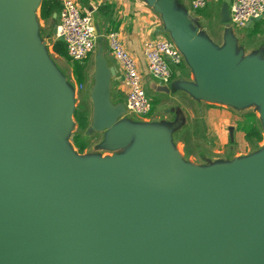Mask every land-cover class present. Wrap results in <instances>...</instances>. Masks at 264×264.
Wrapping results in <instances>:
<instances>
[{
  "label": "water",
  "instance_id": "obj_1",
  "mask_svg": "<svg viewBox=\"0 0 264 264\" xmlns=\"http://www.w3.org/2000/svg\"><path fill=\"white\" fill-rule=\"evenodd\" d=\"M144 1L155 8L159 0ZM231 2L224 0L221 9V23L227 29L232 28ZM31 5L32 0H0V264H53L54 259L58 264H264V239H246L252 225L247 229L246 224H204L211 207L225 194L256 192L264 184V171L257 183L249 185L229 180L217 186L206 180L208 176L229 175L235 167L264 155L229 169L196 170L195 174L180 161H169L176 152L168 132L120 120L129 112L126 106L112 105L113 70L103 65L96 70L90 96L91 131L105 132L104 145L111 149L122 150L130 145L131 149L111 160H81L64 145L65 149L82 165L111 164L133 153L143 130L158 131L164 136L160 149H148L120 175H128L124 180L135 185L138 194L182 197L172 205L158 198L162 203L156 205L112 208L95 202L87 188L67 171L58 145L61 141L64 144V134L73 126L69 93L37 45L34 17L31 31L28 29ZM165 19L173 42L197 77L193 92L199 100L236 108L256 105L264 114V61L237 66L233 44L217 51L197 42V32L186 28L182 16L168 11ZM261 20L251 21L246 28ZM40 54L44 62L41 59L39 63ZM48 71L56 82L51 81ZM149 87L157 93H171L169 86L152 79ZM62 109L66 114L63 124ZM122 135H126V141L115 145ZM230 135L232 138L233 131ZM133 136L136 142L132 143ZM202 179L207 182L204 184ZM186 184L191 189L186 190ZM186 192L190 194L183 196ZM190 207L198 210L181 209Z\"/></svg>",
  "mask_w": 264,
  "mask_h": 264
},
{
  "label": "rangeland",
  "instance_id": "obj_2",
  "mask_svg": "<svg viewBox=\"0 0 264 264\" xmlns=\"http://www.w3.org/2000/svg\"><path fill=\"white\" fill-rule=\"evenodd\" d=\"M210 4L211 2L208 0V7ZM34 24L35 40L38 47L45 55L46 61L50 67L58 76L61 86L69 93V96L67 95L69 115L73 126H70L64 134V145L71 152L72 156H77L81 160H111L117 159V156L127 154L131 149V145L122 150L111 149L104 145L106 142L105 134L100 135L97 131L90 130L93 123L92 98L89 96L88 90H80L79 93H76V89L80 85L77 86L76 81L72 77V69L78 68L79 65L85 67L88 61L75 62L69 57V60H66L62 58L60 59L54 55L53 44L57 41V38L54 36L53 31L55 25L59 23L53 22L52 20L42 22L39 12L34 17ZM255 24L257 25L256 32L252 28ZM221 25L222 24H217V27H220ZM235 30L241 39L254 33L258 36L256 38L257 40L264 41V19L253 23L248 29L245 28L238 30L237 28ZM233 31L234 30L231 29L229 33L233 35ZM211 35L213 36L212 32ZM187 65L189 66V64ZM185 68L186 64L184 63L179 69H181L180 71L185 72ZM173 69L176 70L177 68ZM191 73L194 74L192 68L189 66V77L187 82L189 84H194L191 78ZM169 86L172 92H174L175 86L172 83ZM144 89L151 101V113L146 117H139L130 113L126 117L133 119L135 121V126L163 128L168 132L170 136L169 143L172 146H174L175 142V138L172 137V135L175 134L176 137L180 135V140L186 145L184 148L185 155L182 154V158L179 160L183 165L194 167L198 171L229 169L230 166L240 165L252 158L264 155V117L259 106L249 105L236 108L228 105L211 104L200 99L199 101L202 102H200V106L195 109L192 102L183 99L186 101L184 104L187 105V107L189 106V108L195 110L194 113L190 114L188 118L187 116H184L182 111L173 116L172 114L170 115V111L174 108H178L174 105V103H176L174 97L157 93L149 86H144ZM74 110H78L77 118L79 121V116L84 115L81 119H84V123L88 124L87 130H90L89 134L88 132L86 133V131L79 129L77 121L73 115ZM80 112L82 114H80ZM250 113L255 114L257 117L256 124L262 134V141L260 142L257 141L255 137L249 139L245 138L244 129L242 130L243 132L237 130V125L246 126L245 133L250 130L249 126L252 117H243V115ZM155 116H160L161 119L157 120L153 118ZM143 119H146V121ZM230 131H233L232 138ZM69 133H71L72 136L75 134L81 135V140L88 146L83 154H79L78 149L72 144L73 138L68 137ZM131 142H136V136L132 137Z\"/></svg>",
  "mask_w": 264,
  "mask_h": 264
},
{
  "label": "crops",
  "instance_id": "obj_3",
  "mask_svg": "<svg viewBox=\"0 0 264 264\" xmlns=\"http://www.w3.org/2000/svg\"><path fill=\"white\" fill-rule=\"evenodd\" d=\"M60 1L63 3L64 0ZM74 1L78 3L85 14H92L98 32L96 50L87 59V65L83 67L84 81L82 83L76 81L74 69H72V77L76 81L77 86L80 85L77 87L76 93H79L80 90H88L89 96H91V92L95 85L94 76L96 70L98 66L103 65L107 70H113L112 75L110 74V101L114 107L126 106L128 89L125 86L122 67L110 51L107 35L112 31L120 33L125 47L138 63V69L142 75L145 87L149 86L151 75L144 58L143 43L147 40L159 38L168 39L172 42L174 41L173 33L169 30L165 19V13L168 11L173 16H182L184 21H186V28L191 33L196 31L197 38L204 41L211 48L217 51H224L228 45L233 44L234 58L237 62V66L243 65L249 61H264V41L257 40V34H249L248 37L246 36L241 39L236 33L235 29L237 28L232 26L231 29L234 30L232 35L229 33L231 29H227V27L221 23V9L224 0H210L211 4L209 7L207 5L204 10L197 12L192 10L191 0H159L155 8L150 7L144 0ZM50 20L60 23V12L54 14ZM217 24L222 25L217 27ZM58 25L59 24L55 25L53 31L55 37L57 36ZM252 28L256 32L257 25L255 24ZM211 32L214 37L211 35ZM54 55L59 57L56 54ZM185 64V72L180 71L181 69H174L175 74L172 84L175 86V91L172 92L171 90L169 96L175 98L176 103H174V105L179 109L174 108L170 111V115L172 114L174 116L176 113L179 114V112L182 111L184 116L188 118L195 110L189 108V106L187 107V105L184 104V102H186L185 100L192 102L195 109L200 106V102L202 101H199L193 92V90L197 89V81L193 73H191V78L194 84H189L187 82L189 77V66L187 63ZM153 118L157 120L161 119L160 116H155ZM123 119L126 120V124L131 125L135 122L133 119L127 118L126 116H123L120 120ZM143 120L146 121V119ZM90 130H86V133L88 132L89 134ZM98 134L102 135L105 134V132H98ZM179 136L176 137L175 134L172 135V137L175 138L173 148L175 152L181 148L184 154L186 145L180 140ZM112 140L111 138L108 141L110 145Z\"/></svg>",
  "mask_w": 264,
  "mask_h": 264
},
{
  "label": "bare ground",
  "instance_id": "obj_4",
  "mask_svg": "<svg viewBox=\"0 0 264 264\" xmlns=\"http://www.w3.org/2000/svg\"><path fill=\"white\" fill-rule=\"evenodd\" d=\"M40 2L41 0H32V13L28 18V29H32V18L40 11ZM199 43H204V41L199 38L196 39ZM41 55V54H40ZM37 57V56H36ZM40 58V59H39ZM37 57L38 62L40 63L41 59L44 62V56L41 55ZM42 64L45 66V64ZM50 73V71H48ZM51 81L56 82L50 73ZM56 84V83H55ZM64 99V98H63ZM206 102L211 104H218L215 101L207 100ZM227 106L226 103L222 104ZM65 107V106H64ZM60 108V107H59ZM66 109V107H65ZM61 113L59 112V116ZM264 117V114H262ZM65 119L66 114H64L62 109V122ZM164 139V136L154 130H143L142 136L139 139V143L133 153L127 158L120 160L115 163H100L93 162L88 165H82L74 160V158L67 152L64 144L61 141V144L58 145L59 152L63 161L64 166L67 171L77 180L82 183V186L87 188V193L94 197V201L98 202L100 205H107L112 208H119L121 205H140V204H159L162 201L158 200L161 198L165 204L172 205L175 204L178 197L182 195L166 194V195H151V194H138L135 192V185L126 182L124 180L128 177H122L120 172L129 170L138 160H140L143 154L149 150L160 149V141ZM126 141V135H122L119 140H115L114 144L118 145ZM182 149L176 153H173V158L169 161L173 163H178L182 158ZM117 169V170H114ZM191 173H197L196 168L190 167ZM264 171V156L262 158L256 159L253 162L245 165H240L235 167L231 174H215V176H208L206 180L210 181L214 185H219L220 183L228 182L229 180H237L241 183L246 184H255L261 178V175ZM106 176V177H105ZM105 177V178H104ZM98 178L97 182L91 183V180ZM103 178V179H102ZM102 179V180H101ZM202 179V182L205 184L207 181ZM187 181V179H185ZM151 181H145V183H150ZM188 186L186 190L191 189V186ZM202 186V185H201ZM190 194V192H186ZM183 210H189L196 212L198 208H181ZM205 225L220 224L221 226L232 227L240 224H246L248 226L252 225L250 229L246 231V239L260 241L264 239V184L259 186L256 192H246V191H233L229 194H225L221 200L211 207V210L204 221ZM253 251V250H250ZM55 259L53 260V264ZM55 264H58L56 261Z\"/></svg>",
  "mask_w": 264,
  "mask_h": 264
},
{
  "label": "built area",
  "instance_id": "obj_5",
  "mask_svg": "<svg viewBox=\"0 0 264 264\" xmlns=\"http://www.w3.org/2000/svg\"><path fill=\"white\" fill-rule=\"evenodd\" d=\"M207 5L208 0H191L193 11L204 10ZM230 16L234 28L245 29L251 21L264 19V0H232ZM96 32L92 14H84L74 0L63 1L56 38L64 42L71 60L82 62L95 52L98 40ZM107 39L110 51L124 73V82L128 89L127 110L136 116L146 117L151 113L152 105L144 89L138 63L125 47L119 32H110ZM143 54L151 79L163 86L172 83L173 68L179 69L185 63L184 56L175 43L164 38L145 41Z\"/></svg>",
  "mask_w": 264,
  "mask_h": 264
},
{
  "label": "trees",
  "instance_id": "obj_6",
  "mask_svg": "<svg viewBox=\"0 0 264 264\" xmlns=\"http://www.w3.org/2000/svg\"><path fill=\"white\" fill-rule=\"evenodd\" d=\"M63 9V3L60 0H42L41 3V8H40V19L42 21H48L50 20L54 14L61 12ZM53 52L59 56L62 59L69 60L68 54H67V49L66 45L62 40H57L53 44ZM74 74H75V79L77 82L82 83L84 81V75H83V67L78 66V68H74ZM80 114H82L80 112ZM78 115V110L74 112V117L75 120L77 121L78 127L82 131H86L88 128V124L84 123V119H81L84 117V115H80V121L77 118ZM246 116H251V123H250V130L245 133L246 126L244 125H237V130L239 132H243L242 130L244 129V137L249 139L252 137H255L257 141H262V134L259 131L257 124H256V115L253 113L243 115V117ZM242 119V118H241ZM70 137L73 138L72 144L75 146V148L78 149L79 154H83L86 149L88 148L87 144L81 140V135L75 134V135H70Z\"/></svg>",
  "mask_w": 264,
  "mask_h": 264
}]
</instances>
